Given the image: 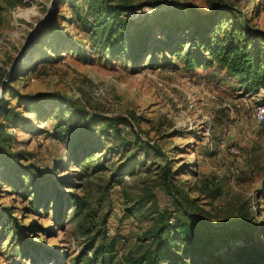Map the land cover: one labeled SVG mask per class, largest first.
I'll use <instances>...</instances> for the list:
<instances>
[{
    "label": "rangeland",
    "instance_id": "rangeland-1",
    "mask_svg": "<svg viewBox=\"0 0 264 264\" xmlns=\"http://www.w3.org/2000/svg\"><path fill=\"white\" fill-rule=\"evenodd\" d=\"M117 1L121 0L113 2ZM124 1L137 4L153 0ZM157 1L187 2L204 12L217 10L225 23L264 32V0ZM49 3L0 0V84ZM90 3H60L61 16L55 25L61 26L68 38L63 50L56 54L44 48L37 51L32 48L33 41L19 59L10 86L21 95L59 93L71 103L63 106L66 116L74 111L122 115L129 117L130 125L121 124L120 136L99 144L104 148L99 147L93 161L76 166L68 163L67 156L70 145L83 136L84 120L66 121L60 128L56 110L45 105L36 106L38 113L30 111L28 99L6 93L7 102L22 114L15 125L5 128L12 136L7 149L21 152L24 165H34L37 176L45 178V188L50 182L58 184L63 201L54 198L51 186L43 194L46 203L42 206L41 201L35 208L31 196L23 197L8 183H0V209L9 207L11 217L19 223L16 234L8 233L2 230L0 219V264H72L86 241L97 233L103 236L102 231L105 235L106 230L111 232L105 236L106 242L113 238L117 242L111 256L138 255L151 245L149 230L157 212L173 208L186 218L192 213L230 227H239L244 218L252 228L253 241L264 246V123H257L253 116L264 90L242 91L236 79L216 62L207 68L187 69L183 59L187 45L180 48L179 56H172L169 50L166 54L150 51L140 68L123 55L111 57L85 22ZM150 11L145 6L128 13L127 18L140 20ZM131 129L168 159L171 195L160 183L158 165L162 159L152 153L144 159L143 152L130 158L134 150L127 144L134 139ZM123 140L127 143L122 146ZM99 163L101 168L95 169ZM121 164L127 172L110 180ZM85 166L86 174L82 173ZM61 179L66 185L60 184ZM174 186L182 187L188 196L173 192ZM65 191L84 197L87 206L79 215L64 201ZM130 207H134L133 212ZM83 236L87 239L84 242ZM25 247L27 254L22 255Z\"/></svg>",
    "mask_w": 264,
    "mask_h": 264
},
{
    "label": "trees",
    "instance_id": "trees-1",
    "mask_svg": "<svg viewBox=\"0 0 264 264\" xmlns=\"http://www.w3.org/2000/svg\"><path fill=\"white\" fill-rule=\"evenodd\" d=\"M62 1L55 0L49 22L32 45V48L37 51L44 48L56 54L63 50L65 40L68 38L62 31V27L55 25L58 17L61 16L59 5ZM113 1L91 0L90 16L84 17L97 43L111 57L123 55L137 65L136 68H140L143 65L144 55L150 51L166 54L169 50L172 56H179L180 48L187 45L188 48L183 54L187 69L195 66L207 68L216 62L236 79L242 91L254 93L259 89L264 90V32L247 26L244 30L240 29L235 23H225L217 10L204 12L187 2L168 3L153 0L131 4L124 0ZM145 6L151 8V11L142 19L127 18L128 13L141 10ZM223 25L225 29L222 28ZM12 80L10 78L6 83L4 95L0 100V168L4 171L0 173V183H8L14 191H20L23 197L31 196L30 203L35 208L41 201H43L42 206L46 203L43 194L51 186V194L54 198L57 197L63 201V191L58 184L50 182L45 188L42 182L45 178L41 179L37 176L34 165H24L21 163L24 159L21 152L10 153L7 149L12 136L5 128L15 125L22 114L7 102L6 93L12 92L18 99L19 97L28 99L32 108L30 111L38 113L36 106L45 105H48L53 112L56 110L54 114L57 116V126L60 128L65 127L68 123L66 121L80 123L84 120L83 136L70 145L67 156L68 163L70 161L76 166L93 161V156L99 151V147L104 148L99 144L103 145L106 139L117 137L120 134L121 124L130 125L129 117L83 115L82 112L81 115L77 114V111L66 116L67 109L63 106H67L70 102L64 96L57 92L21 95L20 90L10 86ZM260 102H264V95ZM131 132L134 134L133 141L127 143L123 140L124 142L120 144L133 145L134 150L130 158H135L139 152H143L144 159L147 158L148 153L162 159L163 162L158 165L161 169L160 183L171 195L172 184L169 178L172 177V173L168 159L158 147L151 145L148 140H143L136 131ZM100 166L101 163L94 168L99 169ZM124 169L125 165L121 164L110 175V180L118 175L120 178L123 177L127 172ZM84 170L82 173L86 174V166ZM60 184L66 185V181L61 179ZM65 192L64 201L70 208H75V215H79L87 206L84 197L74 191ZM173 192L185 198L188 196L182 187L174 186ZM186 200L194 203L193 199ZM175 202L179 204L178 200ZM59 207L61 211L62 206ZM133 208H129L130 212H133ZM9 212V207L0 209V219H3L2 230L16 234L19 223L16 218L11 217ZM179 213L178 208L157 212L156 222L149 230L151 245L138 255H128L120 259L111 256L116 251V239L106 242V235L102 231L103 236L97 233L89 241L85 237L86 244L72 264H79V261L82 264H264V246L253 241L250 234L252 228L244 223V218L240 219L239 227H230L211 223L209 220L199 218L196 214L188 213L186 218ZM105 221L104 216L102 224H105ZM12 228L14 229L11 230ZM21 254H27L26 247Z\"/></svg>",
    "mask_w": 264,
    "mask_h": 264
},
{
    "label": "water",
    "instance_id": "water-1",
    "mask_svg": "<svg viewBox=\"0 0 264 264\" xmlns=\"http://www.w3.org/2000/svg\"><path fill=\"white\" fill-rule=\"evenodd\" d=\"M53 6H54V0H50V3L48 5V8H47L45 14L42 16L40 21L35 25V29L33 31V34L29 37V39L26 41V43L23 45V47L19 50V52L14 57L12 63L10 64V66L7 68L6 73H5V75L1 81V84H0V100L4 95L6 83L9 81L12 73L14 72V70H15L18 62H19V59L24 54L26 49L30 46V44L38 38L39 34L42 32V30L45 28L46 24L49 22L51 15H52V12H53Z\"/></svg>",
    "mask_w": 264,
    "mask_h": 264
},
{
    "label": "built area",
    "instance_id": "built-area-1",
    "mask_svg": "<svg viewBox=\"0 0 264 264\" xmlns=\"http://www.w3.org/2000/svg\"><path fill=\"white\" fill-rule=\"evenodd\" d=\"M254 119L257 123H264V102H259L253 111ZM233 152H238V150L232 149ZM111 234L110 230L105 231V235L109 236ZM85 237H82V242H84Z\"/></svg>",
    "mask_w": 264,
    "mask_h": 264
}]
</instances>
